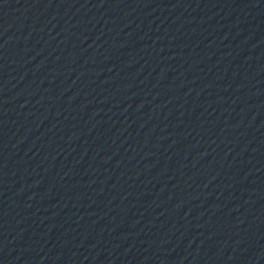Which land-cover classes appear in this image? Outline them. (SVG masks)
<instances>
[{
  "label": "water",
  "instance_id": "water-1",
  "mask_svg": "<svg viewBox=\"0 0 264 264\" xmlns=\"http://www.w3.org/2000/svg\"><path fill=\"white\" fill-rule=\"evenodd\" d=\"M0 264H264V0H0Z\"/></svg>",
  "mask_w": 264,
  "mask_h": 264
}]
</instances>
